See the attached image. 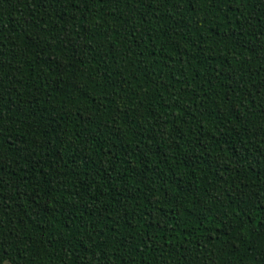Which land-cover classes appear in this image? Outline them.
I'll return each instance as SVG.
<instances>
[{
	"label": "trees",
	"instance_id": "16d2710c",
	"mask_svg": "<svg viewBox=\"0 0 264 264\" xmlns=\"http://www.w3.org/2000/svg\"><path fill=\"white\" fill-rule=\"evenodd\" d=\"M264 264V0H0V264Z\"/></svg>",
	"mask_w": 264,
	"mask_h": 264
},
{
	"label": "rangeland",
	"instance_id": "374dc122",
	"mask_svg": "<svg viewBox=\"0 0 264 264\" xmlns=\"http://www.w3.org/2000/svg\"><path fill=\"white\" fill-rule=\"evenodd\" d=\"M5 264H9V263H5Z\"/></svg>",
	"mask_w": 264,
	"mask_h": 264
}]
</instances>
